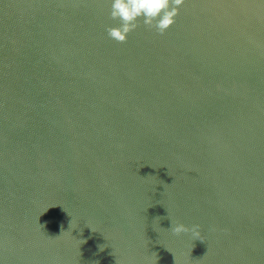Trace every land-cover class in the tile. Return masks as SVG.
I'll return each mask as SVG.
<instances>
[{
    "label": "water",
    "instance_id": "obj_1",
    "mask_svg": "<svg viewBox=\"0 0 264 264\" xmlns=\"http://www.w3.org/2000/svg\"><path fill=\"white\" fill-rule=\"evenodd\" d=\"M109 6L0 0V264H264V0Z\"/></svg>",
    "mask_w": 264,
    "mask_h": 264
},
{
    "label": "clouds",
    "instance_id": "obj_2",
    "mask_svg": "<svg viewBox=\"0 0 264 264\" xmlns=\"http://www.w3.org/2000/svg\"><path fill=\"white\" fill-rule=\"evenodd\" d=\"M185 0H110L109 18L114 26L106 28L107 35L117 43H125L128 35L141 24L157 34L163 35L175 24L180 8ZM44 228V225H42ZM173 235L191 233L195 240H200V225L188 228L183 223H173L169 228Z\"/></svg>",
    "mask_w": 264,
    "mask_h": 264
}]
</instances>
